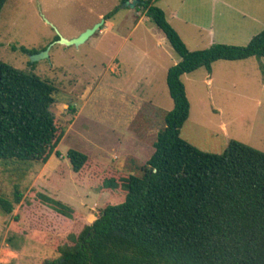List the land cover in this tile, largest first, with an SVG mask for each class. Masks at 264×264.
<instances>
[{
    "label": "rangeland",
    "instance_id": "374dc122",
    "mask_svg": "<svg viewBox=\"0 0 264 264\" xmlns=\"http://www.w3.org/2000/svg\"><path fill=\"white\" fill-rule=\"evenodd\" d=\"M156 4L190 50L216 43L244 46L264 30V0ZM121 5V0H8L0 13V59L55 83L52 111L64 130L60 155L45 163L0 159V195L14 201L16 191L22 194L11 213L0 208V264H51L70 233L93 223L105 205L124 199L125 191L104 189V181L142 174L155 151L174 106L167 72L180 56L141 8ZM103 19L80 45L58 41ZM23 46L45 57L32 61ZM182 79L191 103L184 139L213 153H222L232 139L264 151V57L218 60L212 71L200 67ZM70 148L88 155L80 172L67 157ZM57 203L73 208V215Z\"/></svg>",
    "mask_w": 264,
    "mask_h": 264
},
{
    "label": "trees",
    "instance_id": "16d2710c",
    "mask_svg": "<svg viewBox=\"0 0 264 264\" xmlns=\"http://www.w3.org/2000/svg\"><path fill=\"white\" fill-rule=\"evenodd\" d=\"M7 1L0 0V13ZM157 1L138 0L136 8L180 56L167 72L174 106L142 174L104 181V189L125 191L122 202L105 205L93 223L70 233L60 257L50 263L264 264V151L232 139L222 153L207 152L181 136L191 110L182 76L200 67L212 71L218 60L264 57V30L244 46L216 43L190 50ZM56 91L52 80L0 59V159L45 163L54 153L60 155L64 130L52 111ZM67 157L75 172L88 161L75 148ZM15 196L11 201L0 195L4 212L20 202L22 194ZM55 207L73 215L71 207Z\"/></svg>",
    "mask_w": 264,
    "mask_h": 264
},
{
    "label": "water",
    "instance_id": "95a60500",
    "mask_svg": "<svg viewBox=\"0 0 264 264\" xmlns=\"http://www.w3.org/2000/svg\"><path fill=\"white\" fill-rule=\"evenodd\" d=\"M138 3V0H132V1H126L124 3H122V7H135L136 4ZM105 19L101 20L100 22H97L94 26L87 28L85 31H83L79 36L72 38V39H65L62 38L58 41H60L61 43H65L68 45L74 44V45H80L83 42L87 41L97 30H99L101 28V26L104 24ZM44 52H37V53H33L30 54L31 60L32 61H37L40 60L42 58L45 57Z\"/></svg>",
    "mask_w": 264,
    "mask_h": 264
},
{
    "label": "crops",
    "instance_id": "0c3cea01",
    "mask_svg": "<svg viewBox=\"0 0 264 264\" xmlns=\"http://www.w3.org/2000/svg\"><path fill=\"white\" fill-rule=\"evenodd\" d=\"M178 31V30H177ZM179 32V31H178ZM165 35V34H164ZM167 38V37H166ZM162 42H165V39L162 38V41L160 42L162 44ZM165 44V43H164ZM179 61H177L176 63H178Z\"/></svg>",
    "mask_w": 264,
    "mask_h": 264
}]
</instances>
